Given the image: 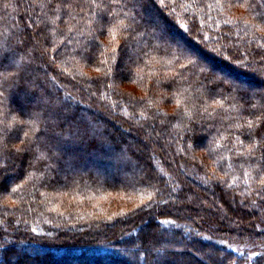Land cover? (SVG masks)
Returning <instances> with one entry per match:
<instances>
[{
  "label": "trees",
  "instance_id": "trees-1",
  "mask_svg": "<svg viewBox=\"0 0 264 264\" xmlns=\"http://www.w3.org/2000/svg\"><path fill=\"white\" fill-rule=\"evenodd\" d=\"M0 264H264V0H0Z\"/></svg>",
  "mask_w": 264,
  "mask_h": 264
},
{
  "label": "rangeland",
  "instance_id": "rangeland-1",
  "mask_svg": "<svg viewBox=\"0 0 264 264\" xmlns=\"http://www.w3.org/2000/svg\"><path fill=\"white\" fill-rule=\"evenodd\" d=\"M13 119L14 118H12V120ZM10 120H8V121H10ZM152 132L156 136H158V130L156 129V127H153ZM129 140L135 142V139H133V140L132 139H129ZM24 143H25L24 141L20 140V141L17 142V145L23 146ZM135 143H136V146L137 147H139V148L141 147L140 144H137V142H135ZM121 171H122L121 169H117L115 171H112L110 173L111 174L110 177L122 176L123 173H121ZM195 175L200 176L199 174H195ZM57 192H59V193H57ZM57 192H55L53 194L56 198L59 199V198H63L64 197L65 191H57ZM139 194L140 195H138V192H132L130 190H127V189H125L123 187H119L117 185L114 189H108V190H106V192H102V194L96 195L95 198H94V200L90 204V208H88V209L85 208L84 211L85 212H88V213L97 214L98 216H102L101 218L103 220L104 219L105 220L106 219L108 220L109 218L118 217V216H120V214L122 215L124 213L130 214L131 212L134 211V209L138 208L142 203L144 204L146 202V201L144 202L142 200V198L145 197L147 199V195L148 194L147 193H139ZM132 195H134V196L137 195L138 196V199L139 198L140 199L139 200L136 199L134 201H132V199H131V200H128V202H127V199L129 197H131ZM111 197H114V199H116V201H114V202L111 203L110 200L108 199V198H111ZM118 198H121V200H118ZM125 198H127L126 201H125ZM59 202L62 204L63 201L60 200ZM61 204H58V205L60 207H62L63 205H61ZM58 205H57V207H59ZM240 205H241L240 202H236V206L237 207H240ZM231 206H232V208H235V204H232ZM247 207L249 209H254L255 208V206H253L251 204L249 206L247 205ZM108 210H112L113 212L110 213V214H104ZM103 215H107V216H103ZM97 220H99V219H96L95 218V221H97ZM89 222H94V221L89 220ZM95 226L98 229L100 227H102V225H99V224H97ZM146 229L147 228L142 227V231L143 230H146ZM159 233L160 234H163V230L162 229H159Z\"/></svg>",
  "mask_w": 264,
  "mask_h": 264
}]
</instances>
